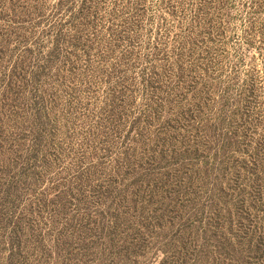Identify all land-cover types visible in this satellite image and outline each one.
Wrapping results in <instances>:
<instances>
[{"label":"rangeland","instance_id":"1","mask_svg":"<svg viewBox=\"0 0 264 264\" xmlns=\"http://www.w3.org/2000/svg\"><path fill=\"white\" fill-rule=\"evenodd\" d=\"M0 264H264V0H0Z\"/></svg>","mask_w":264,"mask_h":264}]
</instances>
